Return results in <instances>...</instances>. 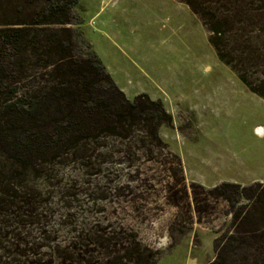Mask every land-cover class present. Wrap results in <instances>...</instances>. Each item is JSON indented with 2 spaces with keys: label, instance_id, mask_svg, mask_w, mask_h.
Masks as SVG:
<instances>
[{
  "label": "rangeland",
  "instance_id": "1",
  "mask_svg": "<svg viewBox=\"0 0 264 264\" xmlns=\"http://www.w3.org/2000/svg\"><path fill=\"white\" fill-rule=\"evenodd\" d=\"M47 8L46 0H0V28ZM73 13L66 27L126 97L147 95L172 116L160 130L166 148L154 149L151 164L85 176L57 161L22 173L1 146L0 264H209L232 220L229 204L209 191L264 182V98L221 62L207 28L179 0H79ZM32 75L35 88L45 86L41 66ZM71 177L91 198L79 195L69 210L60 193Z\"/></svg>",
  "mask_w": 264,
  "mask_h": 264
},
{
  "label": "trees",
  "instance_id": "2",
  "mask_svg": "<svg viewBox=\"0 0 264 264\" xmlns=\"http://www.w3.org/2000/svg\"><path fill=\"white\" fill-rule=\"evenodd\" d=\"M46 1L48 8L30 21L0 28L3 159L22 173L57 161V167L69 165L85 176L98 175L104 165L124 163L133 169L137 162L153 163L154 149L166 148L160 130L172 116L161 101L147 95L129 100L91 47L82 51L80 34L66 27L74 24L79 0ZM179 1L207 28L221 62L264 98V71H259L264 62V0ZM36 66L48 75L39 90L32 75ZM171 157L182 172L180 158ZM68 180L60 195L70 210L73 199L91 196L76 178ZM209 194L226 201L232 216L229 229L215 240L216 255L209 264H264V182H223Z\"/></svg>",
  "mask_w": 264,
  "mask_h": 264
},
{
  "label": "built area",
  "instance_id": "3",
  "mask_svg": "<svg viewBox=\"0 0 264 264\" xmlns=\"http://www.w3.org/2000/svg\"><path fill=\"white\" fill-rule=\"evenodd\" d=\"M258 132H262L261 128L258 129Z\"/></svg>",
  "mask_w": 264,
  "mask_h": 264
},
{
  "label": "bare ground",
  "instance_id": "4",
  "mask_svg": "<svg viewBox=\"0 0 264 264\" xmlns=\"http://www.w3.org/2000/svg\"><path fill=\"white\" fill-rule=\"evenodd\" d=\"M261 133V132H260ZM259 135H261V134H259Z\"/></svg>",
  "mask_w": 264,
  "mask_h": 264
}]
</instances>
